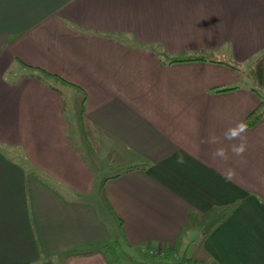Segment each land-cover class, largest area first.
Listing matches in <instances>:
<instances>
[{"label":"crops","instance_id":"1","mask_svg":"<svg viewBox=\"0 0 264 264\" xmlns=\"http://www.w3.org/2000/svg\"><path fill=\"white\" fill-rule=\"evenodd\" d=\"M203 49L244 65L260 55L264 0H0V264H121L99 251L65 260L116 237L137 262L172 245L210 264H264V117L243 156H212L239 142L223 133L259 96L230 65L160 52ZM22 63L73 83V119L66 85ZM234 203L206 237L186 223Z\"/></svg>","mask_w":264,"mask_h":264},{"label":"trees","instance_id":"2","mask_svg":"<svg viewBox=\"0 0 264 264\" xmlns=\"http://www.w3.org/2000/svg\"><path fill=\"white\" fill-rule=\"evenodd\" d=\"M163 55L162 59L164 62L174 63L179 61H210V62H220L224 63L226 65H230L237 71L245 72L250 80V88L252 91H254L259 96V104L254 108L252 112H250L246 116V122L248 123V127L252 128L257 124L259 121H261L264 117V50L263 52L253 57L251 62H249L247 65L242 64L241 62H237L234 59L231 58H225L224 56L218 55L216 52H213L212 50H201V51H195V52H179L178 54H175L168 58V56H165L164 50L160 51ZM160 53V54H161ZM165 57V58H164ZM167 59V60H166ZM22 67L27 68L30 71V74L38 77H42L43 79H50L53 80V84L51 85L52 88L62 91V87H58L56 84H64L66 86H69L70 88H74L75 86L73 83L68 82L67 80L61 78L60 76L53 74L49 71H46L40 67L28 65L22 63ZM237 88L236 86H229L227 88H220L217 89L218 91H225L229 89ZM80 114L82 117V123L85 133V138H87L88 142L93 148H97V137H96V130L91 126L89 119L86 117V114H84L83 108L80 110ZM149 166V163L143 165H135L127 168L122 173H118L113 176H118L123 174L125 171L134 170L135 168H141L146 169ZM238 206L237 203H234V205H227L218 207L215 206L211 208L208 212L203 214H196L193 211H190L187 214V221L186 223L188 225H191L197 230H200L203 237L208 236L215 230V228L220 225L224 220H226L229 215L234 211V209ZM121 221V220H119ZM122 224V221H121ZM184 233V232H183ZM123 238V237H122ZM122 238H115L113 241L109 243H105L102 245V248L91 250V251H73L71 253H68L65 257V260L79 255H88L93 252H101L104 255L109 256L113 259V262H120L122 260L120 252L123 249V240ZM146 252L149 254L154 253L156 256H161L158 260H152L151 262H137L133 257L127 256L131 264H210L203 262L202 260H197L190 255L180 252L177 250L176 247H173L172 245H163L158 248H152L151 250L148 248L145 249ZM214 264V263H212Z\"/></svg>","mask_w":264,"mask_h":264},{"label":"clouds","instance_id":"3","mask_svg":"<svg viewBox=\"0 0 264 264\" xmlns=\"http://www.w3.org/2000/svg\"><path fill=\"white\" fill-rule=\"evenodd\" d=\"M248 131V123L244 120H240L236 122L233 126L227 128L223 133V139L227 141H239L238 143H232L229 147L219 146L215 148L212 153L214 159L220 160H228L229 159V151L233 156L241 157L247 151V137L246 133ZM205 143L216 145L220 144V138H218L214 134H210L207 139L204 141ZM177 164L185 163L184 158L182 156L177 157ZM234 175V170L229 169L226 174V178H231Z\"/></svg>","mask_w":264,"mask_h":264},{"label":"rangeland","instance_id":"4","mask_svg":"<svg viewBox=\"0 0 264 264\" xmlns=\"http://www.w3.org/2000/svg\"><path fill=\"white\" fill-rule=\"evenodd\" d=\"M53 82V81H52ZM57 86H59L58 84H56ZM70 87H68V86H65L64 88H63V90H65V91H67L66 92V99H67V101L70 103L69 104V107H68V114L70 115V117L73 119L74 117H75V114L73 113V106H75V103L76 102H74L75 100H74V98H72L71 97V95H72V93H76L77 92V90H76V88H72V89H69ZM78 93V92H77ZM79 95V94H78ZM69 134L72 136H74V138H76L77 137V135H76V133H75V131H74V129L73 128H71L70 130H69ZM79 147H81V149L82 150H84L85 151V153L87 152V150L85 149V146H83V143H81V142H79ZM14 153H16V154H18L16 151H14ZM88 155V154H87ZM89 156V155H88ZM16 159H19V158H16ZM92 160V159H91ZM108 166H106L107 168L104 170L105 172H101L103 175H107V173L108 172H112L111 170H112V166H114V165H110V164H107ZM107 172V173H106ZM109 174H111V173H109ZM98 194V192H96V195ZM104 213V212H103ZM105 214V213H104ZM191 226V225H190ZM192 227V226H191ZM197 230V229H196ZM123 245V244H122ZM120 254H121V257H122V260H121V264H131V262L129 261V259H128V257L127 256H130L129 254V251H128V249L125 247V245H123V249H122V251L120 252ZM132 254V256L133 257H136V252H132L131 253ZM146 254V253H145ZM150 256H152L155 260H158V259H160L161 258V256H156V254H154V253H151L150 254ZM136 259H138V257H136ZM145 259H146V257H145ZM207 263V262H206Z\"/></svg>","mask_w":264,"mask_h":264}]
</instances>
